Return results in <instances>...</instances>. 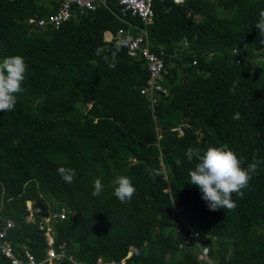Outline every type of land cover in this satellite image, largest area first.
I'll use <instances>...</instances> for the list:
<instances>
[{
	"label": "trees",
	"instance_id": "obj_1",
	"mask_svg": "<svg viewBox=\"0 0 264 264\" xmlns=\"http://www.w3.org/2000/svg\"><path fill=\"white\" fill-rule=\"evenodd\" d=\"M58 1L0 0V59L20 55L28 65L15 109L0 112V216L14 222L8 239L42 261L40 224L49 218L54 250L81 264L120 262L129 252L126 264H264V163L243 198L233 195L235 210L210 211L189 184L196 161L185 156L190 147L203 153L227 144L243 167L264 161V38L254 26L264 0H153L150 50L164 52L168 71L154 111L140 94L143 61L121 47L114 70L103 60L113 62L116 45L105 34L124 27L116 6L58 28L28 23L54 13ZM59 167L75 169L73 183ZM120 175L137 190L129 203L113 195ZM97 178L104 191L93 196ZM27 201L40 209L31 221ZM190 229L207 237L209 262L184 245ZM0 264L9 263L0 256Z\"/></svg>",
	"mask_w": 264,
	"mask_h": 264
},
{
	"label": "built area",
	"instance_id": "obj_2",
	"mask_svg": "<svg viewBox=\"0 0 264 264\" xmlns=\"http://www.w3.org/2000/svg\"><path fill=\"white\" fill-rule=\"evenodd\" d=\"M174 1L181 2L182 0ZM112 5L116 6L117 12L114 14L124 27L119 28L114 35L108 34L109 38L107 41H114L115 44L119 43L129 58L143 61L148 72V79L140 90V94L148 100L151 110L154 111L161 97L166 94L162 83L168 71L164 52L153 53L150 50L147 28L152 23L154 16L153 0H59L54 13L37 20L29 19L28 23H34L37 28H45L47 26L58 28L63 23L75 18L78 14L95 11L101 7L109 8ZM133 19L138 20L142 25L135 24ZM26 210L28 211L27 221L33 219L35 212H40V209L34 207L29 201L26 202ZM177 214L178 210H175L174 215L186 225ZM56 216L54 215V217ZM58 216L60 220L64 219V211ZM13 227L14 222L11 219L0 216V256L9 264H55L64 259L71 264H81L75 262L72 256L65 254L62 248L59 252L54 250V235L49 227V218L44 219V222L40 224V229L45 230L44 235L47 242L46 254L42 261H37L25 246H17L8 239V232ZM206 239L207 237L203 238L196 231L190 229L184 245L197 249L199 259L209 262L208 247L202 245V241ZM129 257L130 254L120 262L98 258L94 264H126V259Z\"/></svg>",
	"mask_w": 264,
	"mask_h": 264
},
{
	"label": "clouds",
	"instance_id": "obj_3",
	"mask_svg": "<svg viewBox=\"0 0 264 264\" xmlns=\"http://www.w3.org/2000/svg\"><path fill=\"white\" fill-rule=\"evenodd\" d=\"M259 36L264 38V10L259 13V19L255 23ZM264 43V40H261ZM120 45H115L111 54L113 62L109 63V57L103 55V60L108 63L109 68L115 69L117 53ZM105 49L97 47L95 55L101 56ZM28 65L25 58L20 55L6 56L0 59V112H10L15 109L18 98L25 91L23 84L27 78ZM238 82H233L229 93L234 92ZM234 119H240V113H236ZM185 156L189 162L196 161L194 170H190V185H193L201 192L203 199L210 211L224 209L226 212L233 211L237 207L233 195L240 198L244 196V190L250 186L253 175L257 173L258 167L264 161L253 159L247 167H243V160L238 157L227 144L218 147H208L203 153L194 148H188ZM180 166L182 161H175ZM57 173L65 183L71 184L76 177L73 168L59 167ZM117 185L113 195L121 203L131 202L136 193L132 179L126 175H120L115 179ZM104 191V185L100 178L93 183V196H100ZM139 249L136 254L139 255Z\"/></svg>",
	"mask_w": 264,
	"mask_h": 264
},
{
	"label": "rangeland",
	"instance_id": "obj_4",
	"mask_svg": "<svg viewBox=\"0 0 264 264\" xmlns=\"http://www.w3.org/2000/svg\"><path fill=\"white\" fill-rule=\"evenodd\" d=\"M107 38V35L105 34V39ZM130 254V252L128 253V255Z\"/></svg>",
	"mask_w": 264,
	"mask_h": 264
},
{
	"label": "crops",
	"instance_id": "obj_5",
	"mask_svg": "<svg viewBox=\"0 0 264 264\" xmlns=\"http://www.w3.org/2000/svg\"><path fill=\"white\" fill-rule=\"evenodd\" d=\"M109 38V35H107V39Z\"/></svg>",
	"mask_w": 264,
	"mask_h": 264
}]
</instances>
